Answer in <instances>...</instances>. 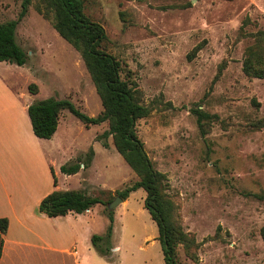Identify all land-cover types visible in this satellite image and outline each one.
<instances>
[{"label": "rangeland", "instance_id": "374dc122", "mask_svg": "<svg viewBox=\"0 0 264 264\" xmlns=\"http://www.w3.org/2000/svg\"><path fill=\"white\" fill-rule=\"evenodd\" d=\"M38 2L17 28L28 63L3 64L0 73L16 92L36 84L35 100L51 94L98 116L101 99L81 55L36 10ZM20 11V0H0V24ZM84 12L105 28L104 50L151 111L137 121V133L164 175L169 222L194 241L189 248L178 244L177 264H264V128L254 127L264 118V79L243 69L253 35L264 30V0H84ZM244 23L246 36L240 33ZM199 112L209 116L203 127ZM61 118L60 146L78 151L71 164L94 150L95 166L83 174L94 183L89 195L113 201L139 180L112 137L103 145L108 123L88 128L68 110ZM12 121L10 112L0 117V154L7 153L15 171L29 163L48 176L34 134L28 137ZM146 197L139 189L113 211L111 245L120 247L113 255L122 264H165ZM89 216L95 235L104 236L107 205Z\"/></svg>", "mask_w": 264, "mask_h": 264}, {"label": "trees", "instance_id": "16d2710c", "mask_svg": "<svg viewBox=\"0 0 264 264\" xmlns=\"http://www.w3.org/2000/svg\"><path fill=\"white\" fill-rule=\"evenodd\" d=\"M21 11L16 20L0 24V62H7L17 66L28 63L26 51L17 42L18 25L28 15L33 0H20ZM36 10L46 19L53 22L55 30L72 47L79 52L85 66L100 96L103 111L96 117H90L70 100L49 98L37 101L29 106L28 114L32 129L36 137L51 139L56 133L62 111L68 110L86 127L108 123L109 129L101 136L102 140L112 137L113 144L130 168L138 175L139 180L117 193L124 202L130 194L139 189L147 193L145 208L152 220L157 224L159 240L162 244L165 264H177L176 250L178 244H185L188 248L194 241L181 231H177L169 222V213L162 197L161 184L164 175L156 171L149 158L145 144L139 138L136 124L139 119L149 116L150 109L141 103L139 92L121 76L120 62L106 50L104 45L108 41L105 28L98 22L92 21L84 12V0H39ZM244 25L241 34L244 33ZM255 44L246 50L244 72L251 78L264 79V30L253 35ZM29 91L38 93V86L31 84ZM259 106V103H257ZM198 114V122L209 116ZM256 128H264V118L259 120ZM107 146V141L103 142ZM94 156L91 148L86 156V162L79 160L72 165L61 168L67 175L76 174L81 164L88 167ZM100 197L88 196L81 191H54L43 199L39 210L48 217L65 216L69 213L82 214L98 204H108ZM107 212L110 219L104 236L94 235V248L105 257H109L111 240L114 231V212ZM8 220L0 219V259L4 245V235L8 230ZM264 239V227L262 229Z\"/></svg>", "mask_w": 264, "mask_h": 264}, {"label": "crops", "instance_id": "0c3cea01", "mask_svg": "<svg viewBox=\"0 0 264 264\" xmlns=\"http://www.w3.org/2000/svg\"><path fill=\"white\" fill-rule=\"evenodd\" d=\"M3 64L10 63L0 62V66ZM39 93L40 87L37 94L16 92L0 73V117L10 112L11 123L17 124L20 132L25 130L31 137V132H34L28 108L37 101H43L35 100ZM49 98L56 97L50 94ZM62 120L60 116L58 129L51 139H41L34 134L40 149V162L48 176L45 177V169H36L29 163L15 171L7 153L0 154V219H7L9 224L4 235L0 264H122L113 255L119 251V246L112 249L109 257H105L96 253L92 245L94 218L89 215L94 207L82 214L69 213L59 217H48L39 210L43 199L54 191L74 190L91 196L88 187L94 185L90 177L83 175L86 168L91 170L95 166L94 158L86 168L81 164L76 174L67 175L61 170L65 165H72L78 157V151L72 153L68 147L60 146ZM63 135L66 137V134ZM101 190L105 191L102 187ZM107 228L108 225L104 233Z\"/></svg>", "mask_w": 264, "mask_h": 264}, {"label": "water", "instance_id": "95a60500", "mask_svg": "<svg viewBox=\"0 0 264 264\" xmlns=\"http://www.w3.org/2000/svg\"><path fill=\"white\" fill-rule=\"evenodd\" d=\"M123 202L124 200L120 196H116V198L108 204L107 208L109 211H114Z\"/></svg>", "mask_w": 264, "mask_h": 264}]
</instances>
